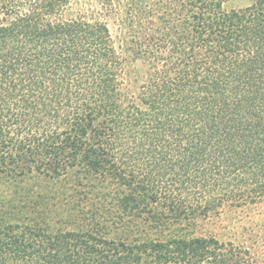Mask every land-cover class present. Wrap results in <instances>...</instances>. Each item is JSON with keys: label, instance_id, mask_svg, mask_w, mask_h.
I'll list each match as a JSON object with an SVG mask.
<instances>
[{"label": "trees", "instance_id": "1", "mask_svg": "<svg viewBox=\"0 0 264 264\" xmlns=\"http://www.w3.org/2000/svg\"><path fill=\"white\" fill-rule=\"evenodd\" d=\"M228 2L0 0V180L71 181L57 228L0 205V264H264L262 211L161 234L264 202V0Z\"/></svg>", "mask_w": 264, "mask_h": 264}, {"label": "rangeland", "instance_id": "2", "mask_svg": "<svg viewBox=\"0 0 264 264\" xmlns=\"http://www.w3.org/2000/svg\"><path fill=\"white\" fill-rule=\"evenodd\" d=\"M252 0H229L227 3V8H244L248 6ZM71 181H60L57 180L46 181L42 177L33 178L31 180H26L23 185L29 189L18 190L17 194H14L16 189L12 185H9L3 180H0V205L3 210L9 209V202L12 198L13 203L21 206L27 204L29 198L35 197L36 194H44L48 198L45 200L46 203L39 206V210L45 211L49 219V225L51 227L57 228V186L67 187L71 185ZM2 202V203H1ZM257 211L264 212V202L260 203L255 207H238V208H225L222 213L217 216H210L206 218H196V220L191 225H181L173 223H164L165 226L162 228L163 235L181 227L183 231L192 233L194 235H206V234H216L219 237L229 236L231 233H237L240 231L239 226H251L255 223H260L261 217L256 213ZM22 212H26L25 210ZM131 228L138 233H146L151 236L159 235L156 228H151L149 224L144 223L141 220H134L131 223ZM226 240V238L224 239ZM257 246L260 244L259 240L254 239L251 241ZM251 242H248L251 244ZM259 254V256L256 254ZM255 256L258 258H264V249H258Z\"/></svg>", "mask_w": 264, "mask_h": 264}]
</instances>
